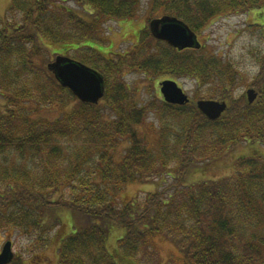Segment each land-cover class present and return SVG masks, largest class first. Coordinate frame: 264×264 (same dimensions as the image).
<instances>
[{"label":"trees","instance_id":"1","mask_svg":"<svg viewBox=\"0 0 264 264\" xmlns=\"http://www.w3.org/2000/svg\"><path fill=\"white\" fill-rule=\"evenodd\" d=\"M140 7L141 0H11L0 24V232L27 234L33 257L69 208L74 231L61 239L57 264L135 263L159 235L176 241L185 264H264V157L240 156L229 176L186 182L193 166L204 168L242 141L264 144V55L255 77L259 96L250 103L232 96L236 65L178 50L147 28L130 51L106 56L85 45L102 39L107 22L135 18ZM152 8L200 32L233 11L262 16L264 0H152ZM46 42L60 43L65 54L78 51L76 58L101 71L106 92L99 103L78 100L57 118L33 119L46 106L77 101L42 64ZM126 70L192 76L207 98L229 99V109L211 120L196 102L156 95L141 103ZM152 113L160 122L154 142L139 130ZM155 178L166 185L117 203L126 184ZM115 227L124 233L110 246ZM23 260L15 255L8 264Z\"/></svg>","mask_w":264,"mask_h":264},{"label":"rangeland","instance_id":"2","mask_svg":"<svg viewBox=\"0 0 264 264\" xmlns=\"http://www.w3.org/2000/svg\"><path fill=\"white\" fill-rule=\"evenodd\" d=\"M10 2L11 0H0V24L3 23V18L7 15ZM71 3L73 4V1H71ZM79 7L80 6H77V8ZM163 14H165L163 11L153 10L152 0H141L140 12L135 18L125 21L113 20L107 22L102 29V39L95 43L87 42L85 45L95 47L104 55H109V52L114 50L115 52L130 51L133 49V45L138 41H135L136 33L138 31L141 32L144 28L151 30L148 26L149 20L154 17H161ZM192 30L194 29L192 28ZM197 35L202 46L200 48H189L188 50H196L199 54H204L208 57L216 56L221 58L223 63L230 62L236 65L239 78L232 89V96L238 97L244 94L248 99L247 91L249 88H253L257 92V97L253 101L255 102L259 96L255 77L261 69V58L264 55V14L259 16L256 10L226 13L219 17H215L205 29L197 32ZM46 43L48 47L50 46L49 53L41 56V59H43L42 64L52 61L56 56L55 53L65 54V48L60 43ZM76 53H78V51L76 52V50L71 49L68 51L67 55L76 58ZM126 72L124 79L130 85V89L134 92L136 100L141 103L154 99L156 95L164 100L160 85L161 81L167 78L177 80L179 85H181L190 96L192 102H196L203 98L225 100L217 97L207 98L208 93L203 83L192 76L172 78L166 75L153 76L139 70H126ZM220 91L219 89L218 92ZM226 101L228 107L223 114L229 109L230 100L227 99ZM73 105H79L78 99L76 102H72L66 106H46L40 111L34 112L32 117L33 119H42L43 121L54 119L71 110ZM159 126L160 122L157 115L152 113L145 123L139 127V130L150 141L154 142L155 139L159 137ZM251 143L252 142L242 141L238 145L231 147V149L229 148V150L225 151L221 156L209 161L202 169L199 166H193L191 173L187 176L188 179L186 182L194 183L200 180L229 176L234 173V163L240 156L252 157L261 155L264 157V144L257 142L254 144ZM203 163L204 162L201 164ZM168 180L170 181V177ZM163 184V178H155L149 182L128 183L119 192L116 201L118 204L126 203L134 197L145 195L147 191L156 190L158 186L159 189H161ZM164 185H166V183ZM72 216V212L69 208L60 211V217L64 221V224L51 232L50 242L46 247L33 248L35 250L34 252L37 253L33 257L29 249L31 241L28 235L21 233L18 229L13 227L0 232V249L8 239H12L13 251L15 255L21 256L24 259L23 264H57L61 239L74 231ZM85 220L86 218H83V221ZM123 233L124 229L115 227L109 238L110 246L116 242V238ZM128 264H185V262L176 241L169 237L159 235L153 237L148 243V246L146 245L142 248L135 263L128 262Z\"/></svg>","mask_w":264,"mask_h":264},{"label":"water","instance_id":"3","mask_svg":"<svg viewBox=\"0 0 264 264\" xmlns=\"http://www.w3.org/2000/svg\"><path fill=\"white\" fill-rule=\"evenodd\" d=\"M153 35L166 41L173 47L183 50L186 48H200L202 46L197 32L182 19L175 15L165 14L153 18L150 23ZM58 81L69 88L72 93L83 102L98 103L105 95V77L96 68L65 54H57L47 63ZM160 90L165 101L172 104L185 105L190 102L189 95L175 79H164L161 81ZM247 97L252 103L257 97L253 88L247 91ZM197 107L211 120L222 116L228 107L226 100L199 99ZM14 257L13 241L7 240L0 252V264L9 263Z\"/></svg>","mask_w":264,"mask_h":264},{"label":"flooded vegetation","instance_id":"4","mask_svg":"<svg viewBox=\"0 0 264 264\" xmlns=\"http://www.w3.org/2000/svg\"><path fill=\"white\" fill-rule=\"evenodd\" d=\"M139 31L136 33V40L135 41H137L134 45H133V48L139 43ZM110 52H115V50L114 51H110Z\"/></svg>","mask_w":264,"mask_h":264}]
</instances>
